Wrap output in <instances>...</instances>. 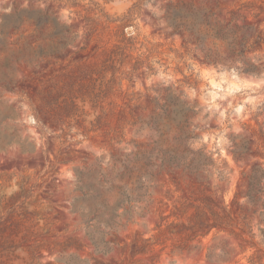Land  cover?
<instances>
[{"label": "rangeland", "instance_id": "rangeland-1", "mask_svg": "<svg viewBox=\"0 0 264 264\" xmlns=\"http://www.w3.org/2000/svg\"><path fill=\"white\" fill-rule=\"evenodd\" d=\"M79 6H65L59 0L41 2L31 10L52 9L59 24L70 28L72 35L58 36L44 40L52 25L43 31L33 33L28 22H19L17 34L0 36V65L5 57L27 55L30 66L20 62L10 73L15 84L12 92L0 90V145L12 141L10 146L0 150V264H64L69 256L74 261L92 259L105 264H249L246 259L235 254L227 262L212 263L202 255H178L169 249L145 256H133L128 244L137 235L148 238L162 218L171 213L172 195L164 173L156 176L157 185L149 189L150 200L146 210L137 208L145 205L133 204L139 213L134 223H128L117 235L123 246L103 256L94 252L82 228V219L76 212L82 207L81 194L76 190V172L87 170L106 174L110 170L114 155L132 158L135 146H145L148 150L154 142L161 147L199 150L208 157L212 166L210 183L218 185L225 200L229 202L233 194L244 190L237 187L242 173L250 172L253 166L264 170V150L259 140V130L264 131V13L258 19L247 16L236 24H246L258 28L262 42L259 47L248 48L243 57L236 60L225 59L217 67L203 61L205 54L214 51L225 57L222 41L207 39L202 49L193 44H184L178 34L169 26V17L174 12L200 14L212 22L228 20L227 13L238 5L254 2L264 8V0H78ZM23 0H0L1 16H7L11 25L14 17H9L14 8H27ZM211 15V16H210ZM9 27V26H7ZM240 38V33L237 34ZM67 39L71 43L65 50L71 57L56 60L38 58L40 51L61 50L63 47H49ZM74 60V61H72ZM13 61V60H11ZM261 65L258 74L240 72L247 65ZM117 67L105 110L108 126L115 127L122 119L124 138L119 145H108L103 135L85 138L77 128L76 135L67 136L68 143L62 145V131L45 115L44 94L50 84L63 86L71 75L82 76L93 72L92 78H99V72L106 67ZM7 74L6 71H3ZM113 78L108 70L104 81ZM41 90V95L36 91ZM169 105L190 107L188 120L198 130L197 140L186 145H177L176 129H170L159 138L151 125H128L130 114L140 120H147L153 110L160 112L159 106ZM80 108L92 113L91 105L79 102ZM99 113V110H96ZM93 116L87 118L92 120ZM26 149V151H23ZM248 153L236 160L233 152ZM58 157V158H57ZM159 164L158 159L152 160ZM222 172L224 179L217 175ZM153 172L157 171L153 169ZM177 174V172L175 171ZM97 192L106 202L113 201L103 196L109 185L99 175H92ZM264 184V181H263ZM131 185H126L129 190ZM183 191H187L182 187ZM172 190H174L172 188ZM116 193V192H115ZM135 193H133V196ZM177 194L176 197H180ZM147 200V199H146ZM141 212V213H140ZM168 221H172L168 217ZM89 232L96 235L93 229ZM219 236L215 245L230 244ZM71 240L78 249L65 244ZM249 255V254H247ZM150 256H152L150 258ZM261 264H264L262 261Z\"/></svg>", "mask_w": 264, "mask_h": 264}, {"label": "trees", "instance_id": "trees-1", "mask_svg": "<svg viewBox=\"0 0 264 264\" xmlns=\"http://www.w3.org/2000/svg\"><path fill=\"white\" fill-rule=\"evenodd\" d=\"M23 1L28 3L27 8H14L9 16L14 17L13 24L8 25L10 23L7 16H1L0 36L17 34L18 23L25 21L33 26V33L41 32L52 25L53 28L49 30V33L42 35L44 40L69 34L74 36L72 40L75 39L76 35L70 32L69 27L59 24L52 9L31 10L34 6L38 7L41 2L52 0ZM59 1L65 6H79L78 0ZM242 12L253 19H258L264 13V8L254 2L243 3L227 13V21L215 23L209 17L198 13L188 15L174 12L169 17V26L174 34L182 38L184 44H193L196 48L202 49L207 39L213 40V47H216L215 41H222L225 44V57L215 50L213 56L208 51L203 59L204 62L217 67L225 59L242 58L248 48L259 47L262 42L258 28L236 24L238 20L247 19ZM238 33L240 38L237 37ZM70 42L64 39L58 44L49 46L63 48L48 52L40 51L38 58L60 60L71 57L76 53L62 51L71 45ZM0 52H5L4 46ZM20 62L28 67L36 61L27 55L15 56L13 59L5 57L0 65V90L12 92L15 89L16 82L10 73L14 71L13 65ZM260 68L261 65L251 64L239 69L242 73L256 75ZM108 70L113 78L105 83L103 82L104 74ZM118 72L119 68L109 66L99 72L97 79L91 77L93 72H89L82 76L72 74L70 77L74 81H68L63 86L50 84V89L44 94L46 100L44 113L62 131L61 136H58L63 139L62 145L68 143V135H76L78 132H81L85 138L90 135H103L109 146L121 143L125 125L122 119L117 120L115 127L105 129L108 126L107 116L113 115L112 112L107 114L105 106L111 103L106 101L112 92L111 85ZM36 94L41 95V90H37ZM79 102L82 104L88 102L93 112L91 114L85 112L80 108ZM158 108L160 112L153 110L147 120H140L130 114L132 121H129L128 125H151L159 138L173 126L178 134L175 142L180 146L197 140L195 131L198 128L193 126L187 117V114L192 111L190 107L173 109L169 105H162ZM96 110H99V113H96ZM90 116H93V119L88 121L87 118ZM74 127L78 132L72 133ZM262 127H264V121ZM259 140L264 150L262 129L259 130ZM11 143L12 141H8L0 145V150L10 146ZM144 147L135 146L131 159L127 155L112 156L110 170L106 174L99 169V164L96 166L97 172L91 169L76 172L75 191L81 194L79 201L83 204L76 212L82 219L84 237L93 247L94 252L106 256L112 246L118 250L123 247L117 241V235L128 223L133 224L134 217L139 215L134 210L133 204L145 203L137 210H146L150 203L149 189L157 185L156 176L164 173L166 182L170 186L165 195L168 197L171 194L175 204L171 213L162 218V223L155 226L154 232L148 238L137 235L128 244L133 256H145L156 249L159 252L169 249L170 253L178 255L198 253L212 263L227 262L234 254L243 257L249 264H261L264 261V170L260 166H253L250 172L242 173V180L237 187L242 186L244 190L235 192L231 200L227 202L218 185L210 183L212 175L208 169L212 166V162L201 150L194 153L179 147L163 149L161 143L157 141L148 146V150ZM22 150L26 151L23 148ZM244 150L242 153L233 152L237 161L248 153V149ZM154 159H158L159 164H154L152 162ZM153 169L157 172L154 173ZM92 175H99L101 180L109 185L103 192V196L112 197L111 203L101 199L102 196L91 180ZM217 175L220 181L224 179L222 172L218 171ZM126 185H131L129 190H126ZM182 187H185L187 191H183ZM133 193H135L134 196ZM177 194L181 196L178 198ZM168 217H171L172 221H168ZM89 229H93L96 235L89 232ZM219 236L223 237L222 240L230 239L231 243L215 245L214 241ZM71 246L78 249V245L68 240L65 248ZM92 261L93 264H105L94 259ZM64 264H87V261H74L73 256H69Z\"/></svg>", "mask_w": 264, "mask_h": 264}]
</instances>
